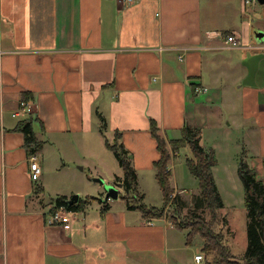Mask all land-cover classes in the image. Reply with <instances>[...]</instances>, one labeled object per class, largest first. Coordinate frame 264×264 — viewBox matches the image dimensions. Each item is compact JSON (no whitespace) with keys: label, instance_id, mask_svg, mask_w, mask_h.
Returning <instances> with one entry per match:
<instances>
[{"label":"crops","instance_id":"1","mask_svg":"<svg viewBox=\"0 0 264 264\" xmlns=\"http://www.w3.org/2000/svg\"><path fill=\"white\" fill-rule=\"evenodd\" d=\"M232 33L241 45L227 49L224 40ZM22 101L32 106L31 114H18ZM28 116L35 119L41 151L73 137L85 138L92 152L93 140L105 147L118 132L143 203L147 189L160 193L151 122L166 141L178 139L184 126L200 129V145L214 153L212 177L232 241L236 202L243 197L240 160L264 183V5L0 0V264H186L190 253L193 264H209L194 261L201 245L190 248L186 232L169 219L147 225L119 197L104 200L103 190L101 204L71 212L69 224L51 223L53 202L35 194L24 138L14 130ZM230 120L242 127V155L237 164L219 166L215 152L221 147L202 142L205 132L227 131ZM179 157L171 158L170 183L187 212L200 193L197 187L196 194L185 195L184 186L197 181ZM114 167L120 168L117 162ZM102 178L115 185L122 170Z\"/></svg>","mask_w":264,"mask_h":264},{"label":"trees","instance_id":"2","mask_svg":"<svg viewBox=\"0 0 264 264\" xmlns=\"http://www.w3.org/2000/svg\"><path fill=\"white\" fill-rule=\"evenodd\" d=\"M22 102L25 103V101ZM98 119L102 130L104 119L100 115H98ZM34 122L35 119L28 116L20 121L14 129L22 133L28 156L37 154L43 146V143L35 137ZM180 132L178 139L166 142L160 135L155 122L152 121L150 124V133L157 143L159 152V159L154 163V169L163 198L161 207H147L143 203L144 195L137 191L136 175L122 144L109 145L107 142L105 143L106 148L112 152L122 170V178L114 180L115 183L122 184L123 191L118 196L120 201L126 210L139 212L145 220L161 219L167 215H164L166 208H175L171 213L172 216H169L171 224L176 229L186 232L187 244H191L195 237L200 238V253L206 256L205 258L203 255L204 259H208L209 264H264V183L257 179L249 164L240 160L237 175L243 187L246 245L243 254L235 258V260L238 259V262H235L227 236H225L228 229L224 233L222 231L226 225V219L220 213L224 206L212 177V167L215 165L214 153L212 150H204L200 145V129L184 126ZM115 138L119 141L120 134L118 132H115ZM166 143L170 145V150ZM184 148L190 151V157L185 159V167L187 172L196 179L200 196L195 200L194 206H191L180 218L182 202L177 200L178 197L170 183L171 176L166 168L170 163V158L175 157ZM35 187V194H39L38 191L42 192V190H38L40 187ZM36 190L38 191L36 192ZM92 200L102 203L100 198L87 197L79 199L77 203L68 204L69 199L58 197L53 201L54 208L50 212L54 213L63 208L67 212L76 213L82 211L86 204ZM107 210L106 206L101 209L102 212ZM218 226L219 229H217Z\"/></svg>","mask_w":264,"mask_h":264},{"label":"rangeland","instance_id":"3","mask_svg":"<svg viewBox=\"0 0 264 264\" xmlns=\"http://www.w3.org/2000/svg\"><path fill=\"white\" fill-rule=\"evenodd\" d=\"M253 3L258 6L255 0H253ZM225 123V125H222V129H226L227 121ZM228 124L231 126L226 129L227 131L221 134L219 133V136L217 134L212 136L210 132H205V139L202 142L205 147H212L214 144L221 147V151L216 149L215 152L216 160L219 162V166L224 164H237L239 157L242 155V127L239 126L240 124L235 123L234 120H230ZM216 136L218 137L217 139L215 138ZM107 143L109 145H117L118 140L115 138V135L111 137L109 136ZM56 144L57 146H54V148L47 146L43 151H39L37 153L39 156L37 158L38 164L41 165L40 169L42 168V175L34 181H36L37 187L43 189V193H39V197L44 199L45 202H53L58 197L71 198L74 195H78L81 199H85L87 197L101 199V193L103 190L101 188L103 187L99 183L94 182L93 179L108 177L111 173L113 175H118L119 170H121V168L118 170L117 167H114L117 161L112 152L108 150L106 146H101L98 140H93L91 148L92 152H88L90 147L85 144V138L77 139L71 137L68 138L65 143L61 144L60 142H57ZM166 144L170 150V145L168 143ZM179 155L181 162L184 160L185 166V159L190 157L189 149H181L179 151ZM171 165L172 163H169L168 166ZM183 169L184 167L180 169V174L183 173ZM185 171L187 172L186 168ZM184 187L187 189V194H185L186 196H191L197 193L196 183H193V185L189 184ZM225 189L229 190V185L226 184ZM122 191L123 190L121 189L120 193H122ZM147 191L148 201H144V204L147 207H161L163 204V198H161L162 195L160 194L161 191L159 193L158 189L154 191L153 188H149ZM241 194L243 195V192ZM91 202H94V200ZM240 210H244L243 197H241V195L236 202V213L234 216L236 233L234 238H232V241L227 238L235 262H238V259L235 260V258H238V256L243 254L246 245L244 228L245 216L244 211ZM172 212L173 207L166 208V213L164 215H167L163 217L169 219V216H172ZM185 214L186 211L181 209L179 214L180 218ZM154 220L155 219H149L147 221L152 222ZM219 228L220 227L218 226L217 229ZM225 230L226 228L224 227L222 229L223 233ZM191 243H193V246L190 248L199 247L201 245V240L199 237H195ZM190 255V260L186 264H193V255ZM204 257L206 258L205 255Z\"/></svg>","mask_w":264,"mask_h":264},{"label":"built area","instance_id":"4","mask_svg":"<svg viewBox=\"0 0 264 264\" xmlns=\"http://www.w3.org/2000/svg\"><path fill=\"white\" fill-rule=\"evenodd\" d=\"M117 3L124 5V7L132 6L135 2V0H114ZM252 0H242V3L245 5H248L251 3ZM241 45L240 40L238 39L237 35L235 33H232L231 35H228L225 37L224 40V46L227 49H233L237 48ZM32 113V106H30L27 102H20L19 108H18V114L20 115H29ZM28 163H29V170L32 180H36L41 175V169L37 161L36 155H31L28 157ZM172 170L171 166H167L166 171L170 173ZM174 195L172 196V198ZM70 214L71 212H67L63 208L59 209V211H56L53 213V215L50 216V222L51 223H59L62 225H66L70 223ZM153 222V221H152ZM151 221L146 220V224L150 225L152 224ZM204 260V257L201 253H197L194 257V261L196 263H202Z\"/></svg>","mask_w":264,"mask_h":264},{"label":"water","instance_id":"5","mask_svg":"<svg viewBox=\"0 0 264 264\" xmlns=\"http://www.w3.org/2000/svg\"><path fill=\"white\" fill-rule=\"evenodd\" d=\"M259 5H264V0H255ZM94 182L99 183L103 187L104 191V200H116L119 196V189H122V184L117 183L115 185L106 184L104 180L102 179H93ZM79 200L78 195L72 196L69 201H67L68 204H74L77 203Z\"/></svg>","mask_w":264,"mask_h":264},{"label":"bare ground","instance_id":"6","mask_svg":"<svg viewBox=\"0 0 264 264\" xmlns=\"http://www.w3.org/2000/svg\"><path fill=\"white\" fill-rule=\"evenodd\" d=\"M102 121V120H101Z\"/></svg>","mask_w":264,"mask_h":264}]
</instances>
